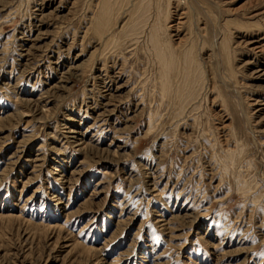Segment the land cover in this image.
Returning a JSON list of instances; mask_svg holds the SVG:
<instances>
[{
	"label": "rangeland",
	"instance_id": "374dc122",
	"mask_svg": "<svg viewBox=\"0 0 264 264\" xmlns=\"http://www.w3.org/2000/svg\"><path fill=\"white\" fill-rule=\"evenodd\" d=\"M0 264H264V0H0Z\"/></svg>",
	"mask_w": 264,
	"mask_h": 264
}]
</instances>
